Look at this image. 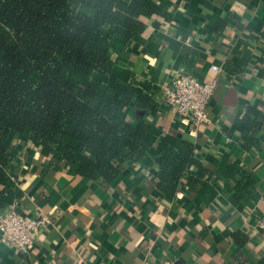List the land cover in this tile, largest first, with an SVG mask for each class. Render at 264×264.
<instances>
[{"label":"crops","instance_id":"crops-1","mask_svg":"<svg viewBox=\"0 0 264 264\" xmlns=\"http://www.w3.org/2000/svg\"><path fill=\"white\" fill-rule=\"evenodd\" d=\"M149 1L168 17H142V35L115 44L134 85L161 90L175 72L203 81L220 68L208 123L180 120L159 97L147 117L153 146L192 148L190 182L169 200L150 157L107 185L18 142L16 210L49 223L25 253L0 242V264H264V0Z\"/></svg>","mask_w":264,"mask_h":264},{"label":"trees","instance_id":"trees-1","mask_svg":"<svg viewBox=\"0 0 264 264\" xmlns=\"http://www.w3.org/2000/svg\"><path fill=\"white\" fill-rule=\"evenodd\" d=\"M152 15L168 17L149 0H0V214L21 194L18 142L107 185L150 157L154 185L169 200L188 180L190 146H153L147 117L159 111L161 90L134 85L121 66L128 55L115 52Z\"/></svg>","mask_w":264,"mask_h":264},{"label":"built area","instance_id":"built-area-1","mask_svg":"<svg viewBox=\"0 0 264 264\" xmlns=\"http://www.w3.org/2000/svg\"><path fill=\"white\" fill-rule=\"evenodd\" d=\"M209 70L214 76L203 81L190 74L175 72L169 83L161 88V100L174 110L180 120L192 126L209 122L207 106L216 88V75L220 68L212 65ZM48 223L49 219L44 215L36 218L21 215L13 202L0 214V242L15 252L25 253ZM256 228L264 237V212L257 220ZM156 264L173 263L164 260Z\"/></svg>","mask_w":264,"mask_h":264},{"label":"water","instance_id":"water-1","mask_svg":"<svg viewBox=\"0 0 264 264\" xmlns=\"http://www.w3.org/2000/svg\"><path fill=\"white\" fill-rule=\"evenodd\" d=\"M78 2V0H71V3H77Z\"/></svg>","mask_w":264,"mask_h":264}]
</instances>
